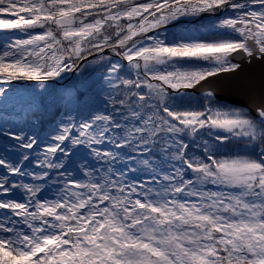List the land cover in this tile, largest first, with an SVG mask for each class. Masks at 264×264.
Segmentation results:
<instances>
[{
	"label": "snow or ice",
	"instance_id": "6c2138e0",
	"mask_svg": "<svg viewBox=\"0 0 264 264\" xmlns=\"http://www.w3.org/2000/svg\"><path fill=\"white\" fill-rule=\"evenodd\" d=\"M254 62L264 0H0V264H264Z\"/></svg>",
	"mask_w": 264,
	"mask_h": 264
},
{
	"label": "water",
	"instance_id": "95a60500",
	"mask_svg": "<svg viewBox=\"0 0 264 264\" xmlns=\"http://www.w3.org/2000/svg\"><path fill=\"white\" fill-rule=\"evenodd\" d=\"M262 72H264V66L254 62L252 65L245 64L242 67L241 72L239 73V77L259 78ZM219 94L221 97H223V101H226L228 103H244L246 101V97L244 96L243 92L238 89L225 87L221 89Z\"/></svg>",
	"mask_w": 264,
	"mask_h": 264
},
{
	"label": "trees",
	"instance_id": "16d2710c",
	"mask_svg": "<svg viewBox=\"0 0 264 264\" xmlns=\"http://www.w3.org/2000/svg\"><path fill=\"white\" fill-rule=\"evenodd\" d=\"M64 83H66V84H67V83H71V81H64ZM16 87H18V88H19V87H20V85H19V84H17V85H16Z\"/></svg>",
	"mask_w": 264,
	"mask_h": 264
}]
</instances>
